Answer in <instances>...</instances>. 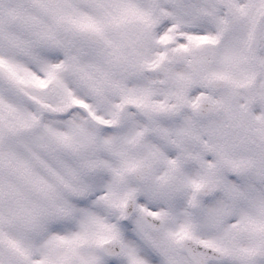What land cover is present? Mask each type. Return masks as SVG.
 I'll return each instance as SVG.
<instances>
[{
    "label": "clouds",
    "instance_id": "clouds-1",
    "mask_svg": "<svg viewBox=\"0 0 264 264\" xmlns=\"http://www.w3.org/2000/svg\"><path fill=\"white\" fill-rule=\"evenodd\" d=\"M0 264H264V0H0Z\"/></svg>",
    "mask_w": 264,
    "mask_h": 264
}]
</instances>
